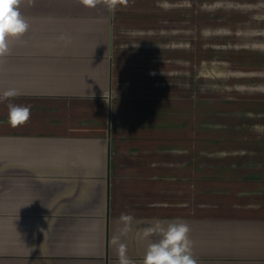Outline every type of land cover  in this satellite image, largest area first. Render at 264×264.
<instances>
[{"label": "crops", "instance_id": "obj_1", "mask_svg": "<svg viewBox=\"0 0 264 264\" xmlns=\"http://www.w3.org/2000/svg\"><path fill=\"white\" fill-rule=\"evenodd\" d=\"M20 10L30 28L0 60L1 254L119 264L123 243L142 264L159 239L145 231L179 220L198 263L264 264V0ZM199 17L223 34V86L212 82L201 125L182 99L199 95L184 89L198 74ZM12 88L21 95L5 98ZM9 104L31 106L25 125L9 126Z\"/></svg>", "mask_w": 264, "mask_h": 264}, {"label": "clouds", "instance_id": "obj_2", "mask_svg": "<svg viewBox=\"0 0 264 264\" xmlns=\"http://www.w3.org/2000/svg\"><path fill=\"white\" fill-rule=\"evenodd\" d=\"M24 0H0V60L11 53L14 41L20 40L29 30L27 18L20 10ZM89 8H93L99 0H80ZM21 95L19 90L12 88L3 93L5 98H14ZM31 117V106L9 104L8 124L12 128L25 125ZM120 220L126 225L131 224L133 217L122 214ZM128 229L125 228L126 232ZM190 229L183 221L157 220L148 228L145 237L157 235L159 239L149 242L142 264H198L193 253V242L190 238ZM118 239V238H117ZM119 264H134L126 255V245L119 244Z\"/></svg>", "mask_w": 264, "mask_h": 264}, {"label": "rangeland", "instance_id": "obj_3", "mask_svg": "<svg viewBox=\"0 0 264 264\" xmlns=\"http://www.w3.org/2000/svg\"><path fill=\"white\" fill-rule=\"evenodd\" d=\"M235 19V18H231ZM210 26L208 27V22L206 17H199V34H198V58L197 64L193 65V74L195 69L197 68L198 74L195 80L193 75V81H188V85L184 84V89L190 88V83L193 84V89L198 88L199 95L195 97L189 98H182L183 100H192L193 103H197L199 107V125L205 123L206 121V107H207V92L212 87V82L219 85L220 87L223 86V77L222 75H218L217 71L220 70L221 66H215L214 61L222 60L223 49H222V42H219L222 33L217 32L218 27H215V32H210ZM213 31V30H212ZM193 56H195V51H193ZM218 58V59H217ZM196 60V59H195ZM213 62V63H212ZM185 69L186 66H182ZM219 67V70L217 69ZM249 65L247 66L248 72ZM184 79L189 78L188 76H183ZM185 81V80H184ZM197 86V87H196ZM184 149V148H183ZM185 153H190L191 148L188 146L186 150H183ZM194 151V150H193ZM206 152L205 144H201L198 147V153L202 156ZM9 252V250L7 249ZM0 250V264H53L48 263L46 258H37V257H16L14 255H7L1 254ZM201 264V263H198Z\"/></svg>", "mask_w": 264, "mask_h": 264}]
</instances>
